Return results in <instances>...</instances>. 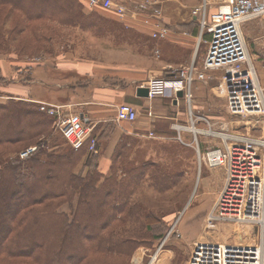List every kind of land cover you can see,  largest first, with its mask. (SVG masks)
<instances>
[{"label":"rangeland","instance_id":"obj_1","mask_svg":"<svg viewBox=\"0 0 264 264\" xmlns=\"http://www.w3.org/2000/svg\"><path fill=\"white\" fill-rule=\"evenodd\" d=\"M84 1L81 0L84 7L85 5L88 6V9H85L87 12H94L100 15L99 19L95 20L96 27L88 25L87 29H82L80 26H54L56 30L50 33V37L48 35L44 37V41L42 40L34 48L30 47L35 40V31L28 28L18 30L17 24L23 20L22 16L19 13H11L7 7L2 6L0 8V31L9 40L8 43L5 42L4 44L3 41L6 38L0 41L1 105L10 104L11 101L22 102L21 100H27L36 102L41 110V102L34 101L29 90L33 70L38 66H63L65 63L67 65H74L78 61L84 62L85 60L86 62H96L94 69L98 70L97 65H100V62L123 65L135 61L133 58L128 57L130 53L128 49L130 48L134 51H139L140 49L135 46L134 38L130 35L129 31L136 24L149 26L145 21L146 19H144L145 17L143 15L136 16L129 12L121 14L115 10L103 8L93 3V0ZM133 1L139 3L144 0ZM159 1L161 2L162 0ZM182 2L193 5L197 0H182ZM168 3H174L175 7L177 4L176 1ZM129 22H131L132 26L129 25ZM23 27L25 28V24ZM45 28L47 27L45 26ZM4 29L7 31L6 33ZM78 29L92 30L93 32H91L94 36L91 34H79L75 31ZM243 32L250 52L255 59V64L260 69L261 57L264 51V18L246 21L243 24ZM112 33L113 36H111ZM207 36L209 37V35ZM101 40L104 43L103 48L101 47L100 49L95 41ZM196 67H200L197 61ZM103 68L105 71L118 70L116 69L118 67L110 65ZM169 69L170 67L163 72V75L159 76H166L169 73ZM212 74L213 78L210 81L211 83L216 82L218 86L220 83V73L219 71H215ZM261 75L263 76L262 69ZM197 82L195 81L192 85V90L194 91ZM219 97L221 99H215V102H208V107L207 102L196 100L194 94L190 106L183 99L178 109L176 107V110L179 113L180 123H185V131L171 128V122L177 121L168 118L164 119L167 126L166 132L153 129L141 131L140 134L133 132L135 123L118 122L117 120L111 121L105 126H103L104 124L97 125L94 123L95 126L97 125L95 136L99 139L100 151L93 160H96L98 164L96 166L101 172H109L111 174L115 171L118 177L121 178L126 177L122 175L123 169L141 167L139 170H144V173L141 175H135L137 178H133L130 175L125 185L120 187L121 189L125 188L123 194L127 191V195L131 200L130 203L135 204H133L132 208L135 216L129 217L132 218V221L128 224H131L130 227L134 232H139L140 235L144 232L146 238L145 240L141 238L138 240L136 244L138 246L132 253L130 264H138L141 259L142 249L148 250L147 254L152 256H144L146 260L144 258L145 262L142 264H150V261L153 260L158 250V256L162 255L164 248L160 250L161 246L176 250V255L172 260L173 264H187L192 250L193 243L191 241L215 239L223 242H253L256 240L258 229L248 224L227 222H220L213 226L207 224L208 212L215 204L225 181V169L211 168L205 165L204 162L200 163L198 149L195 142L193 143L195 134L192 127L195 125L197 128V123H202L195 117L196 114L209 117L216 132L227 129L232 132L240 131L241 133L253 136L263 135V120H260L258 124L259 128H255L254 123L251 121L248 122L230 117L226 111L224 97L221 95ZM200 105L206 107L201 110L199 109ZM47 115L50 117L52 128H54L55 134L58 136L57 144L59 145L53 148L59 149V147H65L68 143L55 126L57 118L48 113ZM6 118V116H0V123L4 121L5 124V129L1 127L3 128V130H0L1 134L4 131H8L7 129L9 128L7 125H9L10 119L7 120L8 118ZM225 122L228 124H225ZM123 125L125 127L128 126V129L132 132L129 133V130L123 131L113 149L111 147L113 132H117L119 129L124 130ZM200 125L198 127L199 130L206 131L209 129L204 124ZM19 126H22V124H19ZM180 132L183 141L179 138ZM196 136L200 142L202 153L217 147L208 146L207 140L213 144L220 143L219 146H221L222 140L218 135L209 137L202 132H198ZM24 144L26 143L20 142L8 146L5 151L6 155L9 158L17 156L26 158L27 156L22 157L23 152L27 150V148L24 149ZM90 157H92L90 153H81L75 156L73 159V172L81 173L83 176L87 175L93 168V166L89 165ZM110 168L112 169L111 172ZM8 176L7 179L11 182V188L14 189L13 178L15 176ZM69 208L67 204H64L62 207L64 211H69ZM146 214H153V216L158 217L162 222L155 223L152 221L151 226L148 228L146 223L144 224V216ZM177 221L178 229L181 224L182 227L188 226V228L179 229L182 234L181 237L178 238L173 234L169 239L165 240L172 225ZM163 224L169 226V230L164 229L165 225ZM154 235L161 237L159 239V237L156 238ZM187 237H191L192 240H187ZM73 252L71 251L70 253Z\"/></svg>","mask_w":264,"mask_h":264},{"label":"trees","instance_id":"obj_2","mask_svg":"<svg viewBox=\"0 0 264 264\" xmlns=\"http://www.w3.org/2000/svg\"><path fill=\"white\" fill-rule=\"evenodd\" d=\"M2 6L22 16L18 30L35 31L30 48L50 37L54 26L87 29L88 25L96 27L100 17L87 12L81 0H0ZM3 38V44L8 43L0 31V41ZM21 101L0 104V116L10 119L8 131L0 132V264H130L138 240L146 238L128 224L129 217L135 216V204L120 187L130 175L134 178L144 170L123 169L126 177L121 178L115 171L103 173L93 160L98 154L88 150L89 142L76 150L57 128L68 145L53 148L59 144L50 117L36 102ZM3 124L0 130L5 129ZM96 132L97 125L93 136ZM20 142L26 143L24 149L37 148L26 158H9L8 146ZM81 153L92 155L89 165L93 168L85 176L72 169L73 159ZM7 175L15 176L14 189ZM64 204L69 211L62 209ZM152 221L162 222L153 214L144 216L148 228Z\"/></svg>","mask_w":264,"mask_h":264},{"label":"built area","instance_id":"obj_3","mask_svg":"<svg viewBox=\"0 0 264 264\" xmlns=\"http://www.w3.org/2000/svg\"><path fill=\"white\" fill-rule=\"evenodd\" d=\"M93 3L121 14L129 12L136 16L143 15L146 23L154 28V38H164L170 33L159 0L139 3L133 0H93ZM209 7L210 0H202L192 10L194 15L199 16L202 32L206 31L210 35L203 68H197L194 59L186 66H171L170 76L151 78L141 86L149 89V98L163 96L177 99V102L178 92L183 91V99L190 106L193 101V83H208L213 78L212 72L219 71L217 90L225 99L227 114L235 119L251 121L257 128L260 120L264 122V51L259 69L245 38L243 24L251 19L264 18V0H220L219 6L208 13ZM40 104L41 110L57 118L55 126L74 149H81L89 142L88 150L99 153V139L93 136L96 126L90 124L91 120L67 109L68 105ZM138 114V109L133 105L122 103L117 106L116 120L135 122ZM149 115L152 112L149 111ZM201 119L207 121L209 129L202 131L195 125L192 127L200 163L225 169V181L208 212L207 224H248L258 229V236L253 242L196 240L192 244L187 264H264V123L263 135L253 136L227 129L216 132L206 118ZM198 132L207 136L218 135L222 140L221 146L202 153L196 136ZM36 148H27L22 157L28 156ZM173 234L178 238L182 236L178 221L172 225L165 240Z\"/></svg>","mask_w":264,"mask_h":264},{"label":"crops","instance_id":"obj_4","mask_svg":"<svg viewBox=\"0 0 264 264\" xmlns=\"http://www.w3.org/2000/svg\"><path fill=\"white\" fill-rule=\"evenodd\" d=\"M173 1H176V7L174 3H168ZM201 2L202 0H197L192 5L182 2V0H162L163 17L165 23L170 28V33L164 38H154L152 36L153 27L143 24L132 26L131 22H129V25L132 26L129 31L130 35L134 38L135 46L140 49L139 51L128 49L130 52L128 57L135 60L133 63L112 65L100 62V65H97L98 70L94 69L96 62H86L85 60L84 62L78 61L74 65H67L65 63L63 66L49 65L36 67L33 70L30 82L31 86H29L32 99L38 102L68 105L67 109L84 115L89 120H93L97 125L104 124L103 126L116 120L118 105L128 103L138 109V119L135 122H126L135 123L133 132H136V134L153 129L166 132L167 126L164 119L167 118L177 121L171 122V128L176 129L177 126H183V129L177 128V130L185 131V123H180L179 113L176 110V107L178 109L180 106L183 97L179 98L178 102H175L170 97L163 96H156L154 98L142 97L138 95L137 90L141 85L147 84L151 78L163 75V72L171 66H186L196 59L200 66L199 68H202L208 50L210 35L206 31L202 32L199 16L192 13L193 7ZM219 4L220 0H210V7L207 12H213ZM85 9H88V6L85 5ZM75 31L79 34H91L94 36L91 31L80 29ZM111 36H113V33ZM95 42L100 49L101 47L103 48V40ZM97 46L96 48H98ZM109 65L118 67L116 68L118 70L105 71L103 67H108ZM192 93L195 95L196 100L207 102V107L209 106L208 102L212 103L213 101L215 102V99H221L216 82L211 83L210 81L204 83L198 81L195 91L192 90ZM204 107L206 106L202 107L200 105L199 109L202 110ZM149 111L152 112L151 116L149 115ZM195 117L202 122L197 123L198 127L200 124H204L206 128L207 126L209 127L207 121L201 119V117L206 118L212 125L211 119L205 115L196 114ZM225 124L228 123L225 122ZM122 127L124 130L119 129L117 132H113V139L111 140V147L113 149L123 131L129 130V133L132 132L128 129V126L125 127L123 125ZM179 138L183 141L181 132ZM207 144L211 147L220 145V143L213 144L208 140ZM180 228L184 229L188 228V226L182 227L181 224ZM187 240L190 241L192 238L187 237ZM191 242L193 243L194 241ZM163 248L164 253L159 256L157 254L150 261V264H173L172 260L176 255V250L163 246L160 250ZM147 251L141 250V259L138 264L145 262L144 256L152 257L147 254Z\"/></svg>","mask_w":264,"mask_h":264},{"label":"water","instance_id":"obj_5","mask_svg":"<svg viewBox=\"0 0 264 264\" xmlns=\"http://www.w3.org/2000/svg\"><path fill=\"white\" fill-rule=\"evenodd\" d=\"M137 93L139 96H142V97H148L149 96V89L147 87H142L140 86L137 90ZM178 98H181L184 96V92L183 91H179L178 92ZM175 102H177V99L175 100ZM82 117H85L84 115H82Z\"/></svg>","mask_w":264,"mask_h":264}]
</instances>
